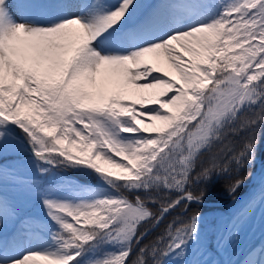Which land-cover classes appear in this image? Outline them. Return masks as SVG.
Segmentation results:
<instances>
[{
    "label": "snow or ice",
    "instance_id": "snow-or-ice-1",
    "mask_svg": "<svg viewBox=\"0 0 264 264\" xmlns=\"http://www.w3.org/2000/svg\"><path fill=\"white\" fill-rule=\"evenodd\" d=\"M261 128L264 0H0V158L96 181L39 187L46 215L0 238V264H211L190 187L251 163ZM18 215L0 186V230Z\"/></svg>",
    "mask_w": 264,
    "mask_h": 264
},
{
    "label": "rangeland",
    "instance_id": "rangeland-1",
    "mask_svg": "<svg viewBox=\"0 0 264 264\" xmlns=\"http://www.w3.org/2000/svg\"><path fill=\"white\" fill-rule=\"evenodd\" d=\"M141 2L154 5L160 0H141ZM26 159L24 154L12 151L6 158H0V163L14 166L15 171L14 176H9L7 181L0 185L8 201L19 210L18 217L0 230V238L9 241L23 229L25 221L46 215V210L42 206L43 197L38 194L39 187H56L61 179L96 183L94 177H84L71 170H64L54 175H41L25 164ZM260 163L259 172L252 183V178L243 180V184L235 193L230 190L231 187L223 192H217L215 197L225 196L226 201H221L222 204L217 202L208 204L199 212L204 226L208 254L201 256L200 253H195L194 260L210 261L211 264H229V262L241 264L240 260L250 253V250L255 253L264 248V204L260 202V194L264 190V156L258 158L257 166ZM192 203L200 204L188 203L187 209ZM249 204H251L250 209ZM244 210L248 211L247 224L242 229H236L234 238L226 236L221 241L220 236L225 234V229L230 228Z\"/></svg>",
    "mask_w": 264,
    "mask_h": 264
},
{
    "label": "trees",
    "instance_id": "trees-1",
    "mask_svg": "<svg viewBox=\"0 0 264 264\" xmlns=\"http://www.w3.org/2000/svg\"><path fill=\"white\" fill-rule=\"evenodd\" d=\"M248 135V133L244 132L240 135H230L229 139L234 141V146L238 148V150H242V144L245 142L242 137ZM225 143H228L226 141ZM264 156V128H261L257 132V147H256V155L255 159L249 163L244 165L243 167H236L233 165L232 171L228 174H212L209 179L197 181L194 183L190 190L194 192V194L199 195L201 191L204 192L203 200L207 201H226L224 200L225 196H219L215 197V194L217 192H223L227 190L229 187H231L232 184L235 183L236 180H248L250 179L251 175L253 174L254 170L257 166L258 158ZM197 172L201 171L200 168L196 169ZM203 207H206L205 204H197L192 203L188 209H187V216H191L194 213H199L203 209ZM173 215H176V213H173ZM171 220V217H169V221ZM154 238V235H149L145 238L144 241H142L140 246H143V244L149 243ZM136 257L134 256L133 259Z\"/></svg>",
    "mask_w": 264,
    "mask_h": 264
},
{
    "label": "bare ground",
    "instance_id": "bare-ground-1",
    "mask_svg": "<svg viewBox=\"0 0 264 264\" xmlns=\"http://www.w3.org/2000/svg\"><path fill=\"white\" fill-rule=\"evenodd\" d=\"M13 2H14V0H13ZM14 14H15V10H14ZM251 253H254L253 251H251L250 253H248L247 255H245L240 261H242V263L241 264H243V262L246 260V259H248L249 258V255H251Z\"/></svg>",
    "mask_w": 264,
    "mask_h": 264
}]
</instances>
